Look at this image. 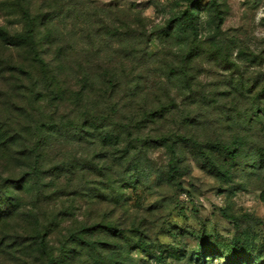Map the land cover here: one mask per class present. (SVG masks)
I'll list each match as a JSON object with an SVG mask.
<instances>
[{
  "label": "rangeland",
  "instance_id": "374dc122",
  "mask_svg": "<svg viewBox=\"0 0 264 264\" xmlns=\"http://www.w3.org/2000/svg\"><path fill=\"white\" fill-rule=\"evenodd\" d=\"M189 15L199 24L190 71L184 62L181 69L194 37ZM18 36L33 38L35 51L58 55L67 72L115 70L124 87L116 94L122 104L110 111L70 100L62 106L71 113L67 121L53 115L57 104H45L53 115L47 121L59 127L45 142V209L62 213L49 240L55 248L79 230L98 249L93 264H227L234 249L246 252L249 264H264V112L257 113L264 105V0H0V139L1 131L29 134L36 118L17 112L20 103L6 93L11 64L34 67L33 49L18 45ZM187 76L200 85L199 100L215 102L208 110L189 109L200 117L183 131L187 140L150 142L160 133L180 134L178 119L169 117L133 135L120 128L114 148L99 141L101 133L121 132L100 128V117L124 119L126 126L135 114L126 84L157 88L161 104L169 96L182 109ZM142 93L133 103L147 99ZM235 102L244 120L236 115L229 128L225 113ZM195 142L207 155L215 142L233 143L234 152L218 157L215 174ZM126 147L136 151L133 163H121ZM113 150L119 154L111 160ZM134 166L140 174L130 180ZM110 221L117 230L102 228ZM133 226L137 232L130 234Z\"/></svg>",
  "mask_w": 264,
  "mask_h": 264
},
{
  "label": "trees",
  "instance_id": "16d2710c",
  "mask_svg": "<svg viewBox=\"0 0 264 264\" xmlns=\"http://www.w3.org/2000/svg\"><path fill=\"white\" fill-rule=\"evenodd\" d=\"M186 22L194 33V37L192 40L190 39L191 49L186 55L187 57H182L183 61H181V65L184 62L185 67L190 71L191 67L189 65L195 60L199 52L196 45L198 43L199 24L198 21L193 20L192 15L187 16ZM148 42L150 43V37L147 39ZM17 43L20 46H28L32 49L35 46L33 38L30 37L18 36ZM31 57L34 67L32 65V67H26L23 62L17 60L10 65L9 70V73L14 77L11 81L12 86L9 92L6 93H11L10 97L14 99V102L16 98L18 103H20L16 111L25 114L29 110L33 114H36V118L32 120L34 125L29 134L24 133L18 134V136L7 137L5 132L1 131L0 264H93L92 262H96L94 261L95 257L93 253H97L98 249L95 246H91L85 239H81L79 230H75L74 234H71L70 239L65 238L64 242H58L57 248L49 241L54 230L60 224L58 218L62 213L58 214L55 212L54 214H49L45 209L48 199L45 192L49 188L45 182L46 178H49L47 175L49 169L45 165V158L47 156V144L45 142L50 134V129L59 128L52 120L47 121V119L52 118L54 115L55 117L60 116V120L62 121H67L71 113L62 106L64 104L66 106L70 100H73V103L76 100L78 104L85 102L95 104L96 108L110 111V108L119 107L122 104L117 99L116 94L121 89L124 90V87L120 85L121 81L115 70L103 72L98 70L83 71L79 69L78 71L67 72L61 68L60 57L56 54H46L33 49ZM127 57L132 58L131 55ZM183 67L184 65L181 66V69H184ZM186 72H182L181 74L186 76ZM94 78L99 79L97 83L91 81ZM188 79L189 77L187 76L185 88L190 94L188 99L183 102L182 109L169 96L166 97L167 103L161 104L158 101L157 88L148 89L146 87L141 88L136 84H126V90L132 98V108L135 110V114L131 111L132 118L129 121V125L125 126L123 124L124 119L113 120L111 116L107 117L105 115L99 118L100 121L105 123L100 128L113 127V132H120V128L127 129L131 132L129 134L133 135L134 132L140 133L149 126L158 125L160 122H167L166 120L171 117L176 123L178 119V132L180 134L174 135L170 132L160 133L157 137L149 139L150 142L165 144L171 141V137H177L178 143L185 139L187 140L186 132L183 131L193 127L200 117L195 111L190 112L189 109L198 107V110L201 111L205 106L206 110H208L212 104L213 106L215 105V102L212 101L205 104L204 100H199L200 92L197 88L200 85L196 84L195 80L190 79L188 81ZM239 86L235 87L236 92H238ZM240 88L246 95V86H241ZM139 93L145 94L147 99L139 103H133V100L139 96ZM151 93L154 95V102L152 106H149L146 102L148 101V96L152 95ZM48 103L57 104L53 115H47L45 104L48 105ZM30 105H34V109ZM231 105H233L232 109ZM263 106L258 104L257 113L264 112L262 110L264 109ZM239 107L236 102L230 104L225 113L226 116L231 115V117L225 119L227 125L230 126L229 128L234 127V122L237 119L236 115H239L238 122L244 120L240 119L241 111ZM117 110L121 112L122 108ZM108 121H111L112 125L108 124ZM94 125L95 123L90 126ZM121 133L123 131L116 136L101 133L98 138L103 146L114 148L117 146ZM177 142L174 141L173 144ZM194 144L198 148L197 151L200 153L203 161H205V166L207 168L209 166L213 170L211 172L215 174L219 172L218 166H216L218 157L222 154L230 156L234 152L232 151V147H230L233 143L228 147L226 145L221 147L223 145L221 142L207 145L209 146L208 149L212 152L211 155L205 154L199 143L195 142ZM12 147H15V149ZM234 150L235 153H238L237 148H234ZM117 153L119 154L118 151L113 150L109 159L112 160ZM135 153V150L126 147L124 153L121 155V163L123 164L124 161L133 163ZM10 162L13 163L11 164ZM118 164L117 166H120ZM134 167L135 173L128 178L130 180L137 178L140 174L139 166ZM65 168L68 174H73V169ZM60 175L62 174L58 173L55 176L53 175V177L58 180L62 177ZM13 189H15V192H10ZM101 226L107 231L117 230L118 227L116 223H112L111 221L107 225L103 223ZM101 226H98V228H101ZM136 230L135 226H133L129 229V233L134 234L137 232ZM93 232L90 231V233ZM228 254L229 256L226 259L227 264H249V262L253 261L247 256L246 252H240L238 249H234Z\"/></svg>",
  "mask_w": 264,
  "mask_h": 264
}]
</instances>
